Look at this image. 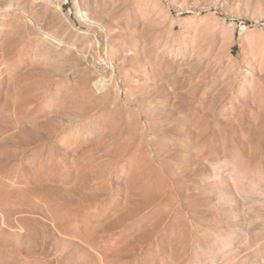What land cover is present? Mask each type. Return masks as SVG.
Wrapping results in <instances>:
<instances>
[{"label": "rangeland", "instance_id": "obj_1", "mask_svg": "<svg viewBox=\"0 0 264 264\" xmlns=\"http://www.w3.org/2000/svg\"><path fill=\"white\" fill-rule=\"evenodd\" d=\"M0 264H264V0H0Z\"/></svg>", "mask_w": 264, "mask_h": 264}]
</instances>
